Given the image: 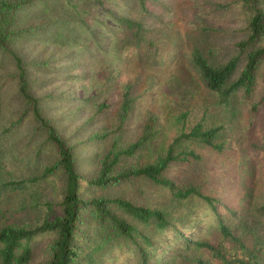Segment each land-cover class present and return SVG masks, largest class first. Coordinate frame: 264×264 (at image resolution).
Instances as JSON below:
<instances>
[{
	"label": "rangeland",
	"instance_id": "1",
	"mask_svg": "<svg viewBox=\"0 0 264 264\" xmlns=\"http://www.w3.org/2000/svg\"><path fill=\"white\" fill-rule=\"evenodd\" d=\"M240 3L241 0H39L20 13L18 23L35 30L16 40L11 49L21 58L36 95L52 100L43 105L67 145L75 147L76 168L81 175L94 177L98 156L115 143L125 147L135 141L149 114L160 127L159 142H169L179 130L189 131L199 122L206 129L220 127L215 142L223 146L221 152L192 144L190 149L200 160L174 165L166 175L179 185L208 176L207 184H202L207 185L204 192L236 211L235 215L224 211L232 219L233 234L241 235L244 226L256 225L264 236V217L257 220L253 214L256 207L264 204V104L260 102L264 79L259 77L248 100L235 98L223 103L203 86L191 63L195 50L211 51L215 57L212 59L219 63L236 54L234 44L243 37L247 18L236 5ZM125 88H129L132 112L127 121L121 122ZM17 89L15 65L3 56L0 228L10 224L36 226L44 203L62 187L57 175L40 179L55 155L48 150L35 154L41 139L33 132L28 116L16 134H3L22 109ZM255 103L260 105L253 112ZM94 135L104 138L91 141ZM146 160L145 155L137 153L123 158L121 164L141 165ZM29 180L34 182L19 184L15 189L8 186ZM93 194L121 197L155 208L167 205V193L144 180ZM218 209L222 211L220 206ZM211 218V214L207 216L204 228L215 223ZM202 231L196 227L186 236L197 240L196 234ZM214 233L212 230L208 235ZM176 235L173 231V238ZM48 242L45 237L32 242L34 257L29 264L42 261ZM245 242L250 247L254 240L247 238ZM175 245L169 264H198L199 259L209 258L206 252L186 248L183 241ZM260 251L264 264V249ZM229 255L234 257L233 252ZM122 263L129 262L119 257L117 264Z\"/></svg>",
	"mask_w": 264,
	"mask_h": 264
},
{
	"label": "trees",
	"instance_id": "2",
	"mask_svg": "<svg viewBox=\"0 0 264 264\" xmlns=\"http://www.w3.org/2000/svg\"><path fill=\"white\" fill-rule=\"evenodd\" d=\"M38 1L0 0V58H10L15 65L18 100L22 105L3 129V134H16L28 116L33 132L41 139L35 154L41 155L48 150L49 154L55 155V160L44 169L40 179L57 175L62 187L51 201L44 203V212L36 226L27 228L10 224L0 228V264H29L34 257L31 244L37 237L50 241L39 264H117L119 257L126 258L127 264H169L171 249L177 241H183L186 248L192 246L208 254L209 258L199 259L198 264H261L264 236L260 227L244 226L241 235L233 234L232 219L224 215V211L230 215H235L236 211L204 192L207 185L202 184H207L208 176L194 181L196 183L179 185L166 175L174 165L183 166L200 160V156L190 149L192 144L221 152L223 146L215 142L220 127L206 129L199 122L189 131L179 130L169 142H159L160 127L156 118L149 114L135 141L125 147L115 143L98 156L94 177L88 178L78 172L75 147L67 145L43 105L52 100L36 95L21 58L11 49L16 40L35 30L20 25L18 16ZM236 5L247 14L243 37L234 44L236 54L224 63L214 61L211 51L195 50L191 57L203 86L223 103L235 98L248 100L257 88L259 77L264 79V0H241ZM260 102L264 104V96ZM259 105L253 104L251 111L255 112ZM121 112V122L127 121L132 112L129 88H125ZM103 138L99 135L90 137L91 141ZM137 153L146 156L145 163L121 164L123 158ZM136 180H144L166 192L167 205L155 208L136 205L121 197L93 194ZM25 182L34 180L12 182L8 186L15 189ZM210 214L215 223L204 228ZM253 214L257 220L259 216L264 217V204L256 207ZM196 227L203 231L196 234L197 240H190L186 232H192ZM206 229L215 230V233L208 235L210 231L206 233ZM173 231L177 234L175 238ZM204 233L206 237H199V234L205 236ZM247 238L254 240L250 247L246 245ZM230 252H233V258H229Z\"/></svg>",
	"mask_w": 264,
	"mask_h": 264
}]
</instances>
